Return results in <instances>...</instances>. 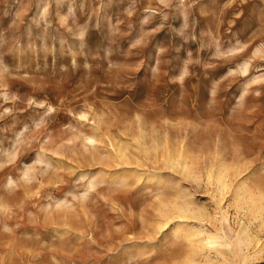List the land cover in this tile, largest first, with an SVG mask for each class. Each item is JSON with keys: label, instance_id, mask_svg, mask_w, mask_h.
<instances>
[{"label": "rangeland", "instance_id": "1", "mask_svg": "<svg viewBox=\"0 0 264 264\" xmlns=\"http://www.w3.org/2000/svg\"><path fill=\"white\" fill-rule=\"evenodd\" d=\"M207 259L264 264V0H0V264Z\"/></svg>", "mask_w": 264, "mask_h": 264}, {"label": "bare ground", "instance_id": "2", "mask_svg": "<svg viewBox=\"0 0 264 264\" xmlns=\"http://www.w3.org/2000/svg\"><path fill=\"white\" fill-rule=\"evenodd\" d=\"M91 142H94V139H90ZM96 141V140H95ZM119 153H120V157H124L126 152H124V149H119ZM123 150V152H122ZM171 158V157H170ZM185 167L187 166V164L184 165ZM227 170V168H225V165H220V168L218 170V173H219V180L220 182L222 181V184L221 185H224L226 186V177L224 175V172ZM186 171V170H185ZM27 172V171H26ZM223 187V186H222ZM224 189V188H223ZM249 196V195H248ZM254 196V195H253ZM253 196H250V197H246V199L248 200L249 203H251V207L253 208H250L251 210V213H252V216L253 214H255V217L258 216V213L260 212V207L258 208L255 203L257 202V200H254ZM260 196V195H259ZM261 198V197H260ZM260 204L261 203V199L259 200ZM259 206V204H258ZM173 210H176L179 212L180 216L182 217H190V216H193V217H200L201 214H197V212H195L193 209H191L189 206H186V207H183V205L179 206V204H175L173 207ZM258 211V212H257ZM169 214V212L167 213V215ZM170 215V214H169ZM167 217V216H166ZM167 219V218H166ZM196 234H198V231H196ZM249 239V238H248ZM256 239V238H255ZM254 240V239H253ZM246 241V240H245ZM257 241V240H256ZM200 243H204L205 245H208V246H215L216 244H219L220 246H224V247H227V246H232L233 243L232 242H229L225 239L224 235L223 236H220L218 235L217 233L215 234H209L207 238H202L199 240ZM240 242H243L240 240ZM221 253V252H220ZM193 262V261H192ZM192 264V263H191ZM204 264H213V262L210 260V259H207V261L204 263Z\"/></svg>", "mask_w": 264, "mask_h": 264}]
</instances>
